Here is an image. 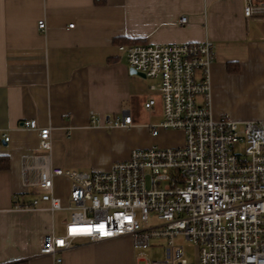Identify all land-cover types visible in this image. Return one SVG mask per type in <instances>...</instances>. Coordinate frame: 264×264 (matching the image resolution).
<instances>
[{
	"label": "crops",
	"instance_id": "1",
	"mask_svg": "<svg viewBox=\"0 0 264 264\" xmlns=\"http://www.w3.org/2000/svg\"><path fill=\"white\" fill-rule=\"evenodd\" d=\"M242 7L243 0H0V157L8 161L0 166V264H54L39 253V243L61 231L46 203L16 206L32 197L21 186V158L40 152L37 131L24 127L25 120L51 129L54 166L81 172L107 169L135 148L183 144L181 130L151 134L162 118L161 97L150 89L157 80L132 72L120 45L211 39L212 116L264 121V18L247 19ZM181 16L186 22L179 23ZM149 99L155 102L147 108ZM123 113L130 125L105 126L106 117ZM53 187L65 204L68 179L56 176ZM57 255L58 264L135 260L130 236L78 238Z\"/></svg>",
	"mask_w": 264,
	"mask_h": 264
},
{
	"label": "built area",
	"instance_id": "2",
	"mask_svg": "<svg viewBox=\"0 0 264 264\" xmlns=\"http://www.w3.org/2000/svg\"><path fill=\"white\" fill-rule=\"evenodd\" d=\"M242 8L247 19L264 18V0H243ZM184 22L186 16H181L179 23ZM45 26L43 19L37 21L39 29ZM118 48L129 68L157 80L150 89L161 97L162 118L151 125V134L181 130L184 142L135 148L126 160L114 161L107 169L81 172L54 166L51 129L25 120L24 127L37 131L40 152L21 158V186L32 197L16 206L38 208L46 203L53 213L70 212L61 233L41 237L39 253L51 255L58 264L62 258L57 253L72 247L75 239L100 242L130 236L133 264H264V121L238 123L228 116H212L213 41ZM154 102L149 99L144 106ZM90 120L97 123L99 118L91 113ZM104 122L109 128L126 127L131 116L123 113ZM56 176L69 181L65 204L54 193ZM151 216L157 224L149 223ZM179 235L196 246L194 262L189 263L174 241ZM158 238L164 242V258H145L144 248Z\"/></svg>",
	"mask_w": 264,
	"mask_h": 264
},
{
	"label": "rangeland",
	"instance_id": "3",
	"mask_svg": "<svg viewBox=\"0 0 264 264\" xmlns=\"http://www.w3.org/2000/svg\"><path fill=\"white\" fill-rule=\"evenodd\" d=\"M178 138H179L178 135L172 136V140H174V142ZM69 213L70 212L68 210H60V211L55 212L57 227L59 228L61 226L60 227L61 231H59V233L63 231V225H64V222L67 221V219L69 218ZM149 223L157 224L158 220H156L153 216H151ZM174 241H176L177 244L182 246L183 255L189 261V263L194 262L196 260L198 256L197 249H196V246L192 242L188 240L187 241L184 240L182 236L180 235L176 236L174 238ZM163 244L164 242L161 238H158V240L153 241L149 247L144 248V257L145 258L147 257L149 260L164 258ZM138 264H145V260H140Z\"/></svg>",
	"mask_w": 264,
	"mask_h": 264
},
{
	"label": "trees",
	"instance_id": "4",
	"mask_svg": "<svg viewBox=\"0 0 264 264\" xmlns=\"http://www.w3.org/2000/svg\"><path fill=\"white\" fill-rule=\"evenodd\" d=\"M0 159H4L3 157H0ZM8 161L7 159H4V162L0 164L1 167H7ZM9 264H27L26 261H15L14 263H9Z\"/></svg>",
	"mask_w": 264,
	"mask_h": 264
},
{
	"label": "water",
	"instance_id": "5",
	"mask_svg": "<svg viewBox=\"0 0 264 264\" xmlns=\"http://www.w3.org/2000/svg\"><path fill=\"white\" fill-rule=\"evenodd\" d=\"M130 70H131L132 72H134L135 74H138V75H141L142 77H144V74L141 73L140 71H136L135 69H132V68H130Z\"/></svg>",
	"mask_w": 264,
	"mask_h": 264
},
{
	"label": "snow or ice",
	"instance_id": "6",
	"mask_svg": "<svg viewBox=\"0 0 264 264\" xmlns=\"http://www.w3.org/2000/svg\"><path fill=\"white\" fill-rule=\"evenodd\" d=\"M101 230H103V226H101Z\"/></svg>",
	"mask_w": 264,
	"mask_h": 264
}]
</instances>
